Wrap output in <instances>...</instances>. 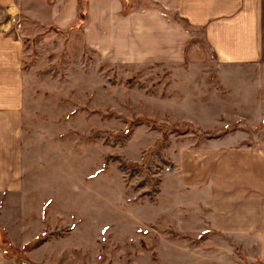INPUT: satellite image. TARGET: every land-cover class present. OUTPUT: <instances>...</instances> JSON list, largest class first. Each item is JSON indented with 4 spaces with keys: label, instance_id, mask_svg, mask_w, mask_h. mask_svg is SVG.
Wrapping results in <instances>:
<instances>
[{
    "label": "rangeland",
    "instance_id": "obj_1",
    "mask_svg": "<svg viewBox=\"0 0 264 264\" xmlns=\"http://www.w3.org/2000/svg\"><path fill=\"white\" fill-rule=\"evenodd\" d=\"M13 22L26 46L33 155L55 171L38 188H55V202L39 225L31 199L2 200L13 208L7 223L25 217L22 238L30 239L23 253L0 227L7 255L20 264L29 263L23 255L35 264H264V241L248 240L229 216L242 163L230 153L228 89L241 77L218 64L204 38L191 41L176 65H107L81 33ZM212 147L218 159L210 187L192 153ZM31 165L36 172L39 163Z\"/></svg>",
    "mask_w": 264,
    "mask_h": 264
},
{
    "label": "crops",
    "instance_id": "obj_2",
    "mask_svg": "<svg viewBox=\"0 0 264 264\" xmlns=\"http://www.w3.org/2000/svg\"><path fill=\"white\" fill-rule=\"evenodd\" d=\"M150 1L152 6L136 9L126 0H0V227L10 240L22 242L21 249L29 246L30 239L22 238L28 223L25 217L7 223L13 208L2 200L31 199L29 213L40 225L45 209L55 202V188L38 186L49 182L55 171L44 158H34L26 130V46L13 29L16 18L81 33L85 46L107 65H176L186 61L191 41L204 38L218 64L227 66L232 78L241 77L228 89V118L234 122L228 128L230 153L235 164L242 163V182L230 189L237 197L229 216L243 225L248 240L264 241V0ZM242 78L250 93L239 90ZM217 154V147L193 150L192 160L201 161L202 185H213ZM31 159L39 163L36 172L30 169ZM34 201L38 204L33 207ZM0 264L20 263L0 245Z\"/></svg>",
    "mask_w": 264,
    "mask_h": 264
},
{
    "label": "trees",
    "instance_id": "obj_3",
    "mask_svg": "<svg viewBox=\"0 0 264 264\" xmlns=\"http://www.w3.org/2000/svg\"><path fill=\"white\" fill-rule=\"evenodd\" d=\"M181 23H183V25H184L185 27H187V28L190 27V26H189L186 22H184V21H181ZM28 247H29V246L25 247V248L22 250V252L24 253V251H27V250H28ZM4 251H5V250H4ZM5 253H6V252H5ZM22 258H23V259H22L23 262H29L28 264H35V263L31 262V261H28L24 255L22 256Z\"/></svg>",
    "mask_w": 264,
    "mask_h": 264
}]
</instances>
